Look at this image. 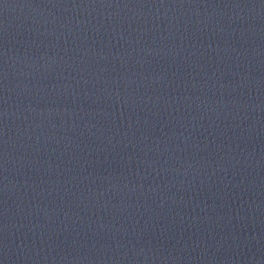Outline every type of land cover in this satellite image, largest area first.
<instances>
[{"label":"water","instance_id":"1","mask_svg":"<svg viewBox=\"0 0 264 264\" xmlns=\"http://www.w3.org/2000/svg\"><path fill=\"white\" fill-rule=\"evenodd\" d=\"M0 264H264V0H0Z\"/></svg>","mask_w":264,"mask_h":264}]
</instances>
